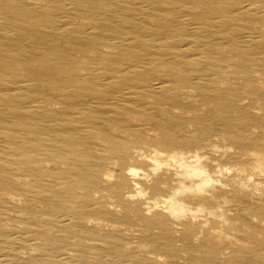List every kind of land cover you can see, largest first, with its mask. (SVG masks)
Instances as JSON below:
<instances>
[{"label":"bare ground","instance_id":"obj_1","mask_svg":"<svg viewBox=\"0 0 264 264\" xmlns=\"http://www.w3.org/2000/svg\"><path fill=\"white\" fill-rule=\"evenodd\" d=\"M103 1L114 9L118 6V10H116L122 12L123 18L128 19L131 25L136 20L144 25L163 28L161 36H146L139 33L137 37H141L142 41L135 42L127 37L102 36L90 25L79 29L73 27L71 30L79 34L81 32L86 39L97 45L105 44V42L102 43L103 40L113 39L112 41L114 45L116 43L117 47L127 46L143 50L147 46L143 39L149 37L159 42L155 46L157 50L170 47L179 51L175 57H168L162 53L145 54L144 59L135 65H130L131 70L124 71L129 74L126 79L134 77L135 69L142 68L144 64L151 65L153 61H160L167 67L166 73L174 75L177 79H184L185 83L191 87L193 85L197 90H209L210 87L206 81L209 83L213 80L207 70L208 66L205 65L198 70L188 67L187 64L194 63V56L188 50L201 45H213V41L216 39L215 34L224 37L225 45L234 50L240 60H243L247 55L264 58V0ZM55 2L58 5L61 4V0H55ZM118 2L119 4H116ZM46 8L45 6L44 9ZM127 9L137 10L139 16L126 14L124 10ZM43 13L46 14V12ZM9 16V14L5 15L6 18ZM50 16L58 18L60 15L50 14ZM190 17L200 20L201 24L193 25ZM97 21L98 25L106 24V26L114 28L112 27L114 22L108 17L103 16ZM25 22L29 23L26 20ZM53 22L41 21L38 25L46 33L50 30L60 33L70 28L68 24L58 22V20ZM171 23L180 30V34H173L171 31L165 30L166 26ZM207 27H216V29L210 32L205 30ZM2 30L11 34L16 32L10 26L3 27ZM114 31L115 33L119 32V30ZM178 35L179 38L191 39L193 42L176 44L174 41ZM108 43L110 46H114L111 41ZM24 48L5 49L0 45V57L24 52L25 49L27 53H39L43 50L33 49L31 46H29L30 49ZM45 65L41 64L36 67L34 63H25V65H16L15 69L17 72L28 73L27 70L31 71L35 67L47 69L48 65ZM6 66L7 69L13 67L9 62ZM64 66L56 73L65 75L71 70L73 72L88 71L89 68L87 62L78 65L79 68L71 63ZM215 66L225 72L224 65ZM89 70L96 71L93 68H89ZM143 74L147 80L146 87L163 92L161 96L171 99L172 103L169 104L175 106L174 102H178L179 98L177 95L171 94L172 89L168 88L165 82H159L148 70H144ZM79 76L81 79L87 78L86 80L89 79L91 82L95 79L101 80L99 76H82V74ZM4 82L31 84V81L27 80L19 82L6 80ZM132 88L145 93V88L142 86L136 85ZM246 90L244 87L240 88L242 93H245ZM16 91L12 86L0 88V117L5 121L15 118L14 113L18 110L33 115L43 112L39 123L43 124L45 128L39 132V135L42 137L41 140L47 141L49 144L48 149L41 151L45 157L40 158L35 149V141L30 137L27 138L29 147L26 154H29V158L26 165L31 171L32 186L34 183L36 184V181L43 180L42 176L39 177L36 173L38 168L52 173V177L53 175L55 177L61 162L57 154L61 145L68 144L69 140L66 138L72 139L75 145L87 146L89 134L87 135L84 131L90 128L101 131L100 127H104L107 123L116 126L117 121L121 122V119H118L119 114L129 115L127 120L130 123L117 125L116 128L132 130L127 131V136L122 139L129 140L131 146H126L122 152L112 151L114 156L107 157L109 161L103 166L99 177L102 194H95V192L89 194L84 187L75 188L88 199H91L94 194L95 200L98 201L85 202L81 206L82 208L74 207L73 212L71 205L65 209V212L60 211L59 214H53V219L50 220L53 223L50 222L49 227H46L42 221L45 216L39 214L37 204L38 196H47L48 190L44 187L43 191L38 192L35 190L36 187L31 186L29 211L35 223H31L29 229L33 234L41 235L42 239L51 243L54 248L61 250L60 253L53 256L54 259L59 262L77 263L104 257L100 256L98 251L91 253L87 250L96 248L103 250L104 253H108L109 249H115L104 258L107 259L106 257L112 255V260L117 264H131L125 257L135 258L139 264H186L185 261L188 260L191 262L189 264H264V154L256 151L255 146H252L253 139L255 141L264 139V109L251 106V103L240 106L247 114L246 118L255 124L248 123L245 126L246 136L242 134L241 129H235L228 134L220 129L217 131L218 136L202 138L192 147L187 143L183 145L176 142L180 137H185L182 136V133L178 134L177 139L174 137L168 139L159 132L150 136L148 132L155 129L153 128L155 122L137 125L132 123L137 119L135 117L138 112L136 108H143L148 112H152V109L144 104L134 103L129 92L124 90L112 91L109 97L99 99L98 102L89 100L75 103L78 107L98 113L103 121L102 123L91 121L92 124L89 126L70 128L61 126L65 121L59 118L45 116L44 113L47 110L41 108L40 105H34V100L24 103V96L17 94ZM23 91L29 93L27 89ZM47 93H44L47 98L44 97L43 101H55L53 100L54 96ZM250 95L247 92L240 101L250 98ZM193 101L189 99L185 101L187 105H194L193 109H189L194 110L193 117L187 119L168 112L171 114L169 120L177 121L181 126L193 125L195 130L201 129L200 125L202 128L210 127L211 120H215L218 114H211L210 109L205 110L202 108V104L199 107ZM198 101L204 102L200 96ZM253 101L257 102L256 99ZM95 104L106 105L107 109L103 112L95 107ZM156 112L153 115L157 118L159 114L158 111ZM101 141L102 144L105 143L104 140ZM58 143L61 145H56ZM104 159L106 158H102V160ZM75 180L82 183L83 174L75 175ZM52 182L53 180L49 179L46 186ZM66 189L70 190L67 187ZM8 196L12 197L10 194ZM41 199L43 198L41 197ZM235 201L241 202L243 206L233 204ZM56 208L60 210L61 205ZM96 214L99 215V218L93 216ZM103 215H109L110 218L105 219ZM83 221H87V225L91 227L94 225L97 228L96 233H100L103 238L96 239V243H90L83 242L79 238L80 236L69 237L70 242L67 243L61 240L66 239L65 235L61 237L57 235V232L62 228L66 231V229L83 227ZM133 233H136L139 238L151 242V248L145 246L148 243L132 242L135 240H132L133 236H131L132 239L129 238L131 239L129 243L132 244L127 246L111 242L112 239L116 241V238L124 240L127 238L126 235L130 236ZM12 237L11 234L2 236L0 242L5 243L6 247H11ZM56 240H61L60 244H56ZM179 251L182 252L181 258L176 254ZM8 262L5 258L0 257V264Z\"/></svg>","mask_w":264,"mask_h":264},{"label":"rangeland","instance_id":"obj_2","mask_svg":"<svg viewBox=\"0 0 264 264\" xmlns=\"http://www.w3.org/2000/svg\"><path fill=\"white\" fill-rule=\"evenodd\" d=\"M155 1L159 2V0ZM116 4H119V2ZM32 5L36 7L33 8ZM45 6L47 7L46 9H44ZM116 9L118 10V6ZM116 9L107 5L103 0H61L59 5L55 0H46L44 2L41 0H0V45L5 49L17 47L30 49L29 46L33 49H43L39 53H27L24 48V52L0 57V88L2 86L5 88L14 87L17 90V94L24 96V103L34 100V105H40L41 108L47 110L44 113L45 116L65 121L61 126L66 128L74 126L85 127L92 124V122L102 123L103 121L98 113L78 107L75 103L89 100L98 102L100 101L99 99L109 97L112 91L124 90L129 92L134 103L144 104L152 109V112H148L143 110V108H136L138 110L135 114L137 119L132 122L136 125L155 122L153 127L155 129L148 132L150 136L159 132V134L168 137V139L169 137L177 139L179 137L178 134L182 133V136L185 137H180L176 142L183 145L187 143L189 146L194 147L196 142H199L202 138L218 136L217 131L220 129L226 134L231 133L235 129H241L243 131L242 134L244 136L247 135L244 133L245 126L248 123L255 124L252 120L246 118L247 114L240 106L251 103V106L264 109V58H254L247 55L243 60H240L235 55L234 50L225 45L224 37L220 34H215L216 39L213 41V45H201L188 50L194 56V63L187 64L188 67L198 70L205 65L208 66L207 70L213 80V82L209 83L206 81L208 87H210L209 90H197L193 85L192 88L185 83L184 79H177L174 75L166 73L167 67L160 61H153L151 65H143L142 63V68H137L133 72L135 76L126 79L129 74L124 71L131 70L130 65H135V63L144 59L145 54L162 53L168 57H175L179 51L170 47L157 50L155 46L159 42L149 37L142 38L147 44L143 50L132 49L127 46L117 47L115 46L116 43L114 45L113 39L101 40L105 44L97 45L86 39L81 32L79 34L71 30L73 27L79 29L90 25L102 36L127 37L135 42L142 41L141 37H137L139 33L146 36H161L163 28L144 25L136 20L131 25L128 19L123 18L122 12ZM124 11L128 15L139 16V12L135 9ZM8 14L10 16L6 18L5 15ZM50 14H58L60 16L56 18L50 16ZM103 16L114 22L112 26L114 28H110L106 24L98 25L99 22L97 20ZM190 19L195 26L201 24L200 20H196L193 17H190ZM25 20L29 21V23L25 22ZM55 20L68 24L70 28L60 33L52 32L51 30L46 33L38 25L41 21L54 23L53 21ZM8 26L14 28L16 32L11 34L2 30L3 27ZM166 29L173 34H180V30L173 23L168 24ZM215 29L216 27H207L205 30L213 32ZM114 30H119V32L115 33ZM109 41L114 46H110ZM190 42L193 41L179 38V35L174 41V43L179 45ZM226 58L228 59L224 60ZM7 62L13 67L7 69ZM86 62L89 68L96 69V71H90L88 68V71L73 72L71 70L72 73L69 71L65 75H59V72L56 73L58 69L64 68L66 64L71 63V65L74 64L76 68H79L78 65ZM25 63H34L36 67L46 64L48 67L47 69L35 67L31 71L27 70L28 73L17 72L15 69L16 65H25ZM218 64L224 65L225 72L215 66ZM144 70L153 73L159 82H165V85L172 89L170 91L171 94L177 95L179 98L178 102H174L176 107L169 104L172 103L171 99L161 96L163 92L146 87L147 80L143 76ZM79 74H82V76H99L101 80L95 79L91 82L89 79L86 80L87 78L81 79ZM102 78L104 79L102 80ZM6 80L17 82L27 80L31 81V84L20 82H9L8 84L4 82ZM136 85L144 87L145 93H142L139 89L132 88ZM242 87L245 90L247 89L245 93L240 91ZM25 89L30 94L25 91L27 93L25 96L26 93L23 91ZM45 92L54 96L53 100L55 101H43V99L47 98L46 94H44ZM247 92L251 94L250 98L240 101ZM199 96L203 98V103L198 101ZM188 99L194 100V104L199 105V107L202 104V108L205 110L210 109L211 114H218V117L210 122L212 128L211 126L202 128V125H200L201 129L195 130L193 125L186 124L187 126H181L177 121L169 120L171 114L168 112H172V114L182 118L189 119L193 117L194 110L189 109H193L194 105L185 104ZM254 99L257 102H254ZM95 107L103 112L107 109L106 105L95 104ZM154 109L158 111L159 116L157 118L153 115L157 113ZM14 115H16L15 118L6 119L7 121L0 117V238L9 236V234L13 235V240L10 244L12 248L6 247L5 243L0 242V257L9 261L4 264H117L112 260V255L106 257L107 259L104 258L115 249L107 250L108 253L96 248H93V250L87 249L91 253L98 251L100 256L104 257L82 262L78 261L77 263L59 262L54 259L53 256L60 253L61 250L54 248L51 243L44 241L41 235L33 234L32 230L29 229L31 227L30 224L35 223L29 211L31 204L30 190H32V187H36L35 190L38 192L43 191L44 187L48 190L47 196H38L39 201L37 204L39 214L45 216L42 221L46 227L53 223L50 221L53 219V214H59L60 211L65 212V209L71 205V211L73 212L74 207L76 209L82 208L81 206L85 202L98 201L95 200L94 194L91 199H88L83 196L81 191H76L75 188L84 187L89 194L93 192L102 194L99 177L103 166L109 161L107 157L114 156L112 151L122 152L126 146H131L129 140L122 139L127 136V131L130 132L132 130H124L122 127L116 128L117 125L130 123L127 120L129 115L126 113L119 114L118 119H121V122L117 121L115 123L116 126H113L112 123H107L104 127H100L101 131H96L92 128L84 131L87 135L89 134L87 146L75 145L70 138H66L69 140L67 145L56 144L61 145L57 154L61 161L57 174L52 177V173L38 168L36 173L39 177L42 176L43 180L36 181L33 186V181L30 179L31 171L26 165L29 158V154H26L29 147L27 138L30 137L35 141V149L38 155H40V158H44L45 156L43 157L41 151L48 149L47 146L49 144L47 141L41 140L42 137L39 135V132L45 128L43 124L39 123L43 112L33 115L18 110ZM192 130L193 132H191ZM101 140L105 141V145L102 144ZM253 141L254 144L252 146H255L256 151L264 154V139L257 141L253 139ZM101 157L106 159L102 160ZM78 173L83 174L84 180L82 183L75 180V175ZM49 179L53 180L49 184L50 187L46 186ZM66 187L70 190H67ZM9 194L12 197H9ZM233 204L243 206L241 202L235 201ZM59 205H61L60 210L56 208ZM93 216L99 218L98 214ZM103 217L105 219L110 218L109 215H103ZM43 225L42 227H44ZM96 230L97 228L94 225L91 227L87 225V221H83V227H76L71 230L66 229V231L62 228L57 232V235L59 237L65 235L66 239L61 240L67 243L70 242L69 237L77 236H80L79 238L83 242L96 243V239L103 238L100 233H96ZM131 236H133V239ZM126 237L124 240H117L116 238V241H114L112 239L111 242L127 246L132 244L129 243L131 239H135L132 242L138 244L148 243L145 246L151 248V242L139 238L136 233L130 236L126 235ZM21 239L29 241H22ZM61 240H56L55 243L60 244ZM51 248L55 251L51 250ZM181 253V251L176 253L179 258L182 257ZM125 259H127L128 263L139 264L135 258L125 257ZM185 263L189 264L191 262L188 260Z\"/></svg>","mask_w":264,"mask_h":264}]
</instances>
